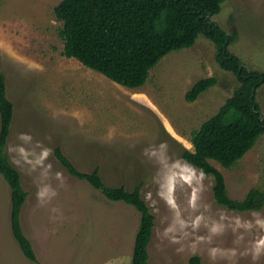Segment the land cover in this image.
I'll return each mask as SVG.
<instances>
[{
    "label": "rangeland",
    "instance_id": "rangeland-1",
    "mask_svg": "<svg viewBox=\"0 0 264 264\" xmlns=\"http://www.w3.org/2000/svg\"><path fill=\"white\" fill-rule=\"evenodd\" d=\"M61 0H0V75L14 116L5 152L27 193L20 220L42 264H131L139 213L107 201L69 176L53 155L59 147L82 172L98 169L106 185L140 186L154 216L148 264H264V207L233 212L213 198V179L187 164L191 132L216 114L238 88L199 35L173 51L132 90L62 55ZM235 40L228 47L247 69L264 73V0H226L211 18ZM216 84L192 103L191 86ZM264 117V84L255 92ZM224 177L228 196L264 192V135ZM10 189L0 175V264H33L10 231Z\"/></svg>",
    "mask_w": 264,
    "mask_h": 264
},
{
    "label": "trees",
    "instance_id": "trees-1",
    "mask_svg": "<svg viewBox=\"0 0 264 264\" xmlns=\"http://www.w3.org/2000/svg\"><path fill=\"white\" fill-rule=\"evenodd\" d=\"M225 1L61 0L53 13L61 23L58 35L64 57L132 90L146 83L150 70L162 58L191 48L199 35L214 45L217 65L235 76L238 88L215 115L191 132L192 150H183L181 158L212 177V194L218 206L243 213L262 209L264 192L252 188L242 200L230 198L223 175L211 161L231 169L264 135V117L260 118L255 101L256 90L264 84V73L247 70L228 49L235 34L228 35L211 20ZM215 84L213 77L199 79L185 93V101L192 103ZM13 116L14 105L7 97L5 78L0 75V175L10 189V231L22 255L33 264H42L21 226L27 193L5 152ZM53 155L69 176L84 181L107 201L124 203L139 213L131 264H148L155 219L141 197L140 186L128 191L124 186L106 185L97 168L91 172L78 170L59 147L54 148ZM191 263L198 264V258H192Z\"/></svg>",
    "mask_w": 264,
    "mask_h": 264
},
{
    "label": "water",
    "instance_id": "water-1",
    "mask_svg": "<svg viewBox=\"0 0 264 264\" xmlns=\"http://www.w3.org/2000/svg\"><path fill=\"white\" fill-rule=\"evenodd\" d=\"M260 113V112H259ZM262 117V114L260 113V118Z\"/></svg>",
    "mask_w": 264,
    "mask_h": 264
}]
</instances>
